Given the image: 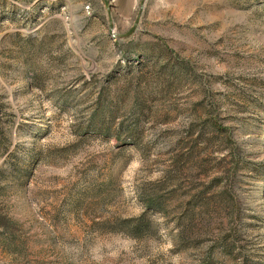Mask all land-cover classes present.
<instances>
[{"label": "rangeland", "instance_id": "rangeland-1", "mask_svg": "<svg viewBox=\"0 0 264 264\" xmlns=\"http://www.w3.org/2000/svg\"><path fill=\"white\" fill-rule=\"evenodd\" d=\"M140 2L0 0V264H264V0Z\"/></svg>", "mask_w": 264, "mask_h": 264}, {"label": "trees", "instance_id": "trees-1", "mask_svg": "<svg viewBox=\"0 0 264 264\" xmlns=\"http://www.w3.org/2000/svg\"><path fill=\"white\" fill-rule=\"evenodd\" d=\"M211 123H212V128L214 130L224 132L225 128H223L222 125L218 122L216 116H212ZM174 171H175L174 168H172L171 165H169L168 168L163 170L160 178L157 181L147 184V186H149L147 187V189L149 188L148 190L146 189V191L144 190L143 192L139 193L140 201L144 204V206L147 209L160 212L163 215L168 214V208L165 206L164 204L165 202H163L162 200L159 199V197L154 195L155 194L154 185L157 183L163 182V181L166 182L168 179L172 177V173ZM169 181H172V180H169ZM188 214L189 213H188V209L186 205L181 206V210H179V216L176 218L177 223H181L180 224L181 230H178L177 232V236L180 239H183L182 233H184V229L186 228V226H184V224L180 222V219H182V217L184 216H187ZM191 214L194 215V212H192ZM143 216L144 214H141V216L136 217V218L123 219V223L125 224L127 231L133 237H139L140 234L147 228L149 224V220L147 219L143 220L144 218Z\"/></svg>", "mask_w": 264, "mask_h": 264}, {"label": "water", "instance_id": "water-1", "mask_svg": "<svg viewBox=\"0 0 264 264\" xmlns=\"http://www.w3.org/2000/svg\"><path fill=\"white\" fill-rule=\"evenodd\" d=\"M103 1H104V3L106 4V0H103ZM142 5H143V0H141V2H140L139 12L137 13V16H136V18H135V20H134V22H133L131 28H130L127 32H125V33H123V34H115V33L112 32V30H111L112 27H111V24H110V27H109V35H110L112 38H118V39H120V38H124V37H127V36H129L130 34H132V33L134 32L135 28H136L137 23H138V19H139L140 10H141V8H142Z\"/></svg>", "mask_w": 264, "mask_h": 264}]
</instances>
